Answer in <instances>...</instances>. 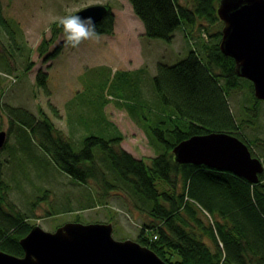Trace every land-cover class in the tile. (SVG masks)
Returning a JSON list of instances; mask_svg holds the SVG:
<instances>
[{
    "label": "trees",
    "instance_id": "1",
    "mask_svg": "<svg viewBox=\"0 0 264 264\" xmlns=\"http://www.w3.org/2000/svg\"><path fill=\"white\" fill-rule=\"evenodd\" d=\"M128 2L148 38L170 42L182 23L189 26L184 28L187 37L192 38L191 28L198 25V31L205 29L210 38L201 43V52L193 48L175 64L157 63L153 86L164 107L154 124L147 126L164 150L152 157L148 165L119 146L121 135L108 140L91 135L83 140L80 149L75 150L70 138L42 110L40 119L20 106L0 104V110L10 123L22 127L61 172L78 183L94 180L109 185L108 174L102 170L94 153L97 147L104 155V162L108 163V171L118 178L113 181L127 184L142 202L149 205L148 219L143 222L135 241L153 250L164 261L174 264H264V172L259 175L258 183L252 184L228 171L180 164L173 159L172 148L176 143L192 135L215 131L236 135L246 143L252 155L256 156L254 146L260 149L259 157L264 158V138L246 139L243 124L236 121L227 103V96L241 88L242 78L235 72L234 60L219 48V0ZM105 6L107 12L95 23L96 31L112 34L114 15L111 7ZM216 24L219 28L213 31L212 26ZM18 27L15 20L3 15L0 2V31L12 48H19ZM50 32V37L42 38L36 47L44 63L65 46L63 39L50 49L58 35H63L58 21L51 23ZM31 67L29 61L23 71ZM45 75L44 70L38 69L35 84L44 86ZM249 87L253 98L250 82ZM258 104L259 101L254 99L247 111L250 116H257ZM49 105L59 117L57 108ZM130 111L136 113L134 109ZM6 190L0 159V250L21 256L23 250L19 239L32 225L26 214L6 202Z\"/></svg>",
    "mask_w": 264,
    "mask_h": 264
},
{
    "label": "rangeland",
    "instance_id": "2",
    "mask_svg": "<svg viewBox=\"0 0 264 264\" xmlns=\"http://www.w3.org/2000/svg\"><path fill=\"white\" fill-rule=\"evenodd\" d=\"M0 2L3 15L15 20L20 32L19 48H12L0 31V72L14 79L0 74V104L24 107L39 119L42 110L70 138L75 150L88 136L108 140L118 136L117 132L122 137L119 146L148 164L164 150L147 126L154 124L162 108L152 82L157 63L175 64L193 48L201 52V43L210 39L205 29L198 31V25L191 28L193 36L189 38L184 32L189 26L182 23L170 42L142 36V23L128 0ZM93 4L111 7L113 33H101L98 40L84 41L77 48L64 46L48 65L42 62L36 47L42 38L50 37L51 23ZM219 25H213L212 30ZM63 39V35H58L50 49ZM29 61L32 67L23 71ZM38 69L46 72L44 86L35 84ZM249 82L242 78L241 88L228 96L236 121L243 124L246 139L252 140L255 136L264 138V101H259L257 116L247 113L256 99L254 94L252 98ZM49 104L57 108L59 117ZM0 130L7 132L5 145L0 149L6 202L26 214L30 225L54 231L70 221L112 223L116 227L114 238L136 240L148 219L149 205L127 184L113 181L118 178L112 171L107 176L112 187L94 180L78 183L50 162L22 127L9 124L2 110ZM252 147L259 157L260 149ZM98 157L100 167L108 172V163ZM260 159L264 165V158Z\"/></svg>",
    "mask_w": 264,
    "mask_h": 264
},
{
    "label": "water",
    "instance_id": "3",
    "mask_svg": "<svg viewBox=\"0 0 264 264\" xmlns=\"http://www.w3.org/2000/svg\"><path fill=\"white\" fill-rule=\"evenodd\" d=\"M106 12L105 5L93 4L71 15L96 23ZM217 15L223 23L220 51L234 60L238 77L252 82L254 97L264 99V0H219ZM6 137L0 131V149ZM172 153L177 163L228 171L252 184L264 172L263 162L246 143L226 132L192 135L176 143ZM111 230V223L73 221L54 231L33 225L19 239L23 254L0 250V264H174L135 240L114 238Z\"/></svg>",
    "mask_w": 264,
    "mask_h": 264
},
{
    "label": "clouds",
    "instance_id": "4",
    "mask_svg": "<svg viewBox=\"0 0 264 264\" xmlns=\"http://www.w3.org/2000/svg\"><path fill=\"white\" fill-rule=\"evenodd\" d=\"M58 25L62 28L66 47L77 48L87 40H98L99 33L91 17L81 18L78 15L58 17Z\"/></svg>",
    "mask_w": 264,
    "mask_h": 264
},
{
    "label": "bare ground",
    "instance_id": "5",
    "mask_svg": "<svg viewBox=\"0 0 264 264\" xmlns=\"http://www.w3.org/2000/svg\"><path fill=\"white\" fill-rule=\"evenodd\" d=\"M51 59V58H50ZM49 59V60H50ZM48 60V61H49ZM48 61L47 62H45V63H47V65H48ZM3 75H4V77H7V78H9V75L7 74V73H3ZM240 78H242V77H240ZM243 79H245V78H243ZM248 80V79H247ZM152 82H153V78H152ZM251 82V81H250ZM251 84H252V82H251ZM154 87V86H153ZM155 90V89H154ZM252 90H253V92H254V89H253V85H252ZM158 95V94H157ZM256 100H258V101H264V99L263 98H258V99H256ZM227 103H228V106H229V110L232 112V108H231V106L229 105V96H227ZM259 104H261L260 102H259ZM164 106L162 105V108H163ZM161 108V109H162ZM233 114V113H232ZM9 121V120H8ZM9 124H12V123H10L9 122ZM55 125V124H54ZM0 131H5V130H0ZM6 132V131H5ZM215 132H219V131H215ZM226 133H229V132H226ZM117 134L118 135H120L119 134V132H117ZM229 134H231V133H229ZM6 135H7V132H6ZM197 135H202V134H197ZM232 135H234V134H232ZM234 136H236V135H234ZM237 137V136H236ZM121 143V142H120ZM120 145V144H119ZM123 149V148H122ZM42 152H44V151H42ZM45 153V152H44ZM94 153L96 154V156L98 157V156H100V158H102L104 161H106L105 159H104V155H103V153L102 152H100V150L97 148V147H95L94 148ZM46 154V153H45ZM46 156H47V158L50 160V162H52V160H51V158H50V156H48L47 154H46ZM97 159H99V157L97 158ZM145 162V164H147L148 165V163L146 162V161H144ZM53 163V162H52ZM185 164H191V163H185ZM202 165V164H201ZM204 166H206V165H204ZM207 167V166H206ZM208 168H212V167H208ZM212 169H214V168H212ZM106 172V171H105ZM106 174H109V171L108 172H106ZM86 208V207H85ZM84 208V209H85ZM70 222H73V221H70ZM79 222V221H78ZM91 223H104V222H91ZM210 223L211 224H213V222L212 221H210ZM85 224H89V223H85ZM112 224V223H111ZM115 232H116V227L112 224V230H111V233H112V236L114 237V235H115ZM156 238V237H155ZM126 239H129V238H126ZM220 246L222 247V244L220 243ZM213 249V248H212ZM250 258L251 259H253L254 260V257H253V255H250Z\"/></svg>",
    "mask_w": 264,
    "mask_h": 264
},
{
    "label": "crops",
    "instance_id": "6",
    "mask_svg": "<svg viewBox=\"0 0 264 264\" xmlns=\"http://www.w3.org/2000/svg\"><path fill=\"white\" fill-rule=\"evenodd\" d=\"M133 15V14H132ZM139 22V21H138ZM139 24H140V22H139ZM140 26H141V33H140V35H144V27H143V25L142 24H140Z\"/></svg>",
    "mask_w": 264,
    "mask_h": 264
},
{
    "label": "built area",
    "instance_id": "7",
    "mask_svg": "<svg viewBox=\"0 0 264 264\" xmlns=\"http://www.w3.org/2000/svg\"><path fill=\"white\" fill-rule=\"evenodd\" d=\"M9 78H11L12 79V77H9ZM12 80H14V79H12ZM156 236H154V238H155Z\"/></svg>",
    "mask_w": 264,
    "mask_h": 264
}]
</instances>
